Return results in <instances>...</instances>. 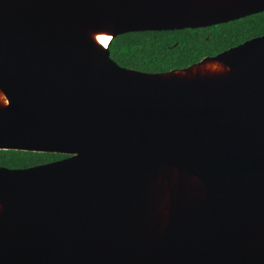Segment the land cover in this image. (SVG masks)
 Returning a JSON list of instances; mask_svg holds the SVG:
<instances>
[{
    "label": "water",
    "instance_id": "1",
    "mask_svg": "<svg viewBox=\"0 0 264 264\" xmlns=\"http://www.w3.org/2000/svg\"><path fill=\"white\" fill-rule=\"evenodd\" d=\"M263 11L0 0V150L66 155L0 167V264H264V35L164 73L107 49Z\"/></svg>",
    "mask_w": 264,
    "mask_h": 264
},
{
    "label": "trees",
    "instance_id": "2",
    "mask_svg": "<svg viewBox=\"0 0 264 264\" xmlns=\"http://www.w3.org/2000/svg\"><path fill=\"white\" fill-rule=\"evenodd\" d=\"M264 35V12L206 29L134 32L118 35L108 45L118 66L144 73L186 68L206 57ZM62 154L0 150V167L24 169L64 158Z\"/></svg>",
    "mask_w": 264,
    "mask_h": 264
},
{
    "label": "flooded vegetation",
    "instance_id": "3",
    "mask_svg": "<svg viewBox=\"0 0 264 264\" xmlns=\"http://www.w3.org/2000/svg\"><path fill=\"white\" fill-rule=\"evenodd\" d=\"M264 12V11H263ZM260 13H262V12H260ZM257 14H259V13H257ZM253 15H256V14H253ZM249 16H251V15H249ZM249 16H246V17H249ZM246 17H244V18H246ZM241 19H243V18H241ZM241 19H239V20H241ZM239 20H235V21H239ZM235 21H231V22H228V23H232V22H235ZM228 23H225V24H228ZM225 24H219V25H225ZM219 25H215V26H219ZM215 26H211V27H215ZM207 28H210V27H207ZM199 29H206V28H199ZM192 30H194V29H192ZM261 36H263V35H261ZM259 37V36H258ZM254 38H256V37H254ZM253 39V38H252ZM250 40V39H249ZM248 41V40H247ZM245 42V41H244ZM244 42H242V43H244ZM242 43H240V44H242ZM240 44H238V45H240ZM238 45H236V46H238ZM236 46H233V47H236ZM233 47H230V48H233ZM230 48H228V49H230ZM228 49H226V50H228ZM226 50H224V51H226ZM223 52V51H222ZM221 53V52H220ZM219 54V53H218ZM218 54H216V55H218ZM215 55V56H216ZM212 57V56H211ZM65 157H66V155H64ZM64 157V158H65ZM63 159V158H62ZM59 160H61V159H59ZM58 161V160H57Z\"/></svg>",
    "mask_w": 264,
    "mask_h": 264
},
{
    "label": "bare ground",
    "instance_id": "4",
    "mask_svg": "<svg viewBox=\"0 0 264 264\" xmlns=\"http://www.w3.org/2000/svg\"><path fill=\"white\" fill-rule=\"evenodd\" d=\"M97 40L102 47L106 48L107 43L109 42V37L108 36H98Z\"/></svg>",
    "mask_w": 264,
    "mask_h": 264
}]
</instances>
